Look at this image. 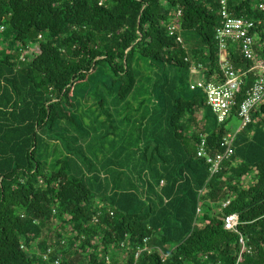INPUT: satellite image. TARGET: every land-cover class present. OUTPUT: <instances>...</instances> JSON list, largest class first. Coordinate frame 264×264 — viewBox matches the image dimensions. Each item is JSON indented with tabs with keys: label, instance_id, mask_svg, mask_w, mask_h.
I'll use <instances>...</instances> for the list:
<instances>
[{
	"label": "trees",
	"instance_id": "trees-1",
	"mask_svg": "<svg viewBox=\"0 0 264 264\" xmlns=\"http://www.w3.org/2000/svg\"><path fill=\"white\" fill-rule=\"evenodd\" d=\"M220 1L0 0V264H264V103L217 172L197 155L231 132L192 87ZM261 3L228 2L259 44Z\"/></svg>",
	"mask_w": 264,
	"mask_h": 264
},
{
	"label": "built area",
	"instance_id": "built-area-1",
	"mask_svg": "<svg viewBox=\"0 0 264 264\" xmlns=\"http://www.w3.org/2000/svg\"><path fill=\"white\" fill-rule=\"evenodd\" d=\"M229 1H220L221 23L216 30L221 56V74H218L220 77L216 75L217 78L210 81L198 80L192 84V87L203 89L206 93L207 103L217 115L218 122L224 123L232 117L233 106L237 104V97L242 86L246 84V79L251 76L253 81L239 104L236 115L240 119L239 129L236 132L231 131L223 137L220 142L222 151L216 155H209L205 149L206 139L202 138L200 141L197 155L207 158L213 173L217 172L222 162L234 153L236 134L253 120V112L264 103V43L259 44L260 38H258L255 22L245 17L234 16L228 10ZM259 7L263 9L264 4L261 3ZM257 46L260 47V51L256 50ZM236 49H239L241 56L249 61L247 68L237 69L234 67L230 56L231 51ZM197 212H200V208L197 209ZM225 224L227 228L235 227L237 214L228 215ZM241 242L244 243L242 238ZM144 249H139L136 252L134 264H139L138 259ZM107 263L109 264V258H107ZM50 264H59V260L56 259Z\"/></svg>",
	"mask_w": 264,
	"mask_h": 264
},
{
	"label": "rangeland",
	"instance_id": "rangeland-1",
	"mask_svg": "<svg viewBox=\"0 0 264 264\" xmlns=\"http://www.w3.org/2000/svg\"><path fill=\"white\" fill-rule=\"evenodd\" d=\"M191 76H193L195 78V80H198V76L200 75V71L196 68H193L191 71ZM200 79V78H199ZM194 80V81H195ZM240 126V119L238 117H232L229 119V121H227V127L232 131V132H236L239 129Z\"/></svg>",
	"mask_w": 264,
	"mask_h": 264
}]
</instances>
